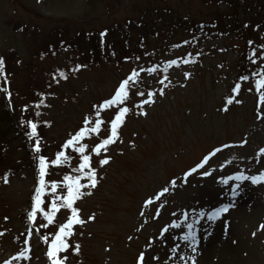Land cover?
<instances>
[{
    "label": "rangeland",
    "instance_id": "1",
    "mask_svg": "<svg viewBox=\"0 0 264 264\" xmlns=\"http://www.w3.org/2000/svg\"><path fill=\"white\" fill-rule=\"evenodd\" d=\"M261 45L264 0H0V57L5 61L0 74V264L13 256H17L13 264H51L46 255L49 245L40 237L47 235L51 242L72 212L57 199L67 190L53 192L49 185L66 182V175H77L75 169L81 162L72 146H59L69 132L81 126L85 115L92 114V105L108 98L132 69L139 73V80L130 99L117 108L102 110L105 123L100 135L81 141L90 151L109 134L106 125L118 108L129 107L119 139L104 153L112 157L110 163L101 168L99 158L92 154L98 186L82 188L85 194L73 203L86 221L73 226L75 235L70 239L71 244H80V252L69 250L61 256H67V264H136L138 253L151 251L148 245L155 244L156 249H167V260L175 264H191L192 256L198 264V244L193 245L195 252L187 246L180 248L184 260L173 256L167 245L175 246L178 241L183 246L181 237L192 231L213 249L221 244L216 232L220 241L228 238L235 247L238 242L227 237L228 221L222 218L230 213L246 217L234 230L249 232L257 254L254 259L264 264V229L259 227L264 224V181L253 184L233 178L222 182L237 173L264 172V155H258L264 147V119H258V112H264V106L258 107L255 88V81L262 77L253 75L264 71ZM169 60L177 64L169 65ZM150 68L158 74L146 71ZM185 73L190 75L185 77ZM242 75L249 80H240ZM235 83L241 84L238 95L231 93ZM161 89L163 96L158 94ZM148 92L157 93L155 103L136 107L148 98ZM230 95L242 103L234 99L223 111ZM4 112L18 125L2 118ZM26 120L38 124V155L47 157L48 165L58 150L69 157L67 162L48 166L51 173L45 181L50 180L49 188L42 196L43 211L37 212L34 221L27 219V213L38 184V159L35 138L20 134L21 127L30 131L23 123ZM22 138L25 146L20 143ZM216 148L221 151L205 165L211 175H200L205 169L185 175ZM79 174L81 183L87 184L83 173ZM161 186L169 187V192L151 205L144 204L147 194L160 191ZM54 199L58 209L49 222L44 212H51ZM221 204H229L228 211L208 219L207 213ZM92 215L95 219L89 220ZM173 222L183 231L171 227ZM188 224L193 225L191 230ZM163 227L169 228L172 241L160 236ZM28 228L33 231L28 241L30 259L26 258L29 253L19 257L20 250L28 246L24 243ZM160 253L157 249L156 254Z\"/></svg>",
    "mask_w": 264,
    "mask_h": 264
},
{
    "label": "snow or ice",
    "instance_id": "2",
    "mask_svg": "<svg viewBox=\"0 0 264 264\" xmlns=\"http://www.w3.org/2000/svg\"><path fill=\"white\" fill-rule=\"evenodd\" d=\"M104 33H101V36H103ZM187 43V41H185ZM252 41H249V44H252ZM262 49H264V45L260 46ZM257 53L255 49L253 50V55L255 56ZM264 55V53H262ZM125 59H128L127 57ZM139 59V57H137ZM187 62V61H185ZM254 63V61H253ZM169 65H175L177 64L176 60H169ZM5 61L3 57H0V74H3ZM81 67V66H78ZM140 71H145V69H141ZM146 71L152 72L155 71V69L150 68ZM60 76H62L64 79H67V76L63 73H59ZM185 77H188L190 73H185ZM253 75H258L262 78L257 79L255 81V88L256 92L259 93L257 104L258 107L264 106V91L261 89L264 88V71L260 73H253ZM5 76V80H6ZM167 79V77H165ZM240 80L247 81L249 80L248 75H242L239 77ZM139 80V73L135 70H131L130 75H126L125 78H122L116 86H114L113 93L110 94L108 98L102 99V101L97 102L96 104L92 105V114L85 115L82 119L81 126L78 127L77 130H74L73 132H69L67 134V139L62 142V144L59 146L61 149H66L69 146H72L76 152L80 154L81 162L80 165L75 171L78 173L75 176L66 175L64 177V180L67 183V194L63 196L62 199L64 201L63 206L66 208H70L72 215L67 218L65 223H62L59 226V231L55 234V238L51 241L49 244V247L46 251V255L49 258L51 264H67V256H61L62 252H68L69 250L79 253L80 252V244L76 243L75 245L70 243V239L73 235H75V232L73 230V226L76 224H84L86 223L85 220L81 219L79 216V209L76 207H73V203L75 200L81 198L85 193L81 191L82 188H96L99 184L98 179V171L96 167L92 166V154H95L96 157H98V164L102 168L106 165H108L112 159L111 156L105 155L104 153H107L108 146L114 144L120 136V126L124 123V119L126 115L129 113L130 109L127 106L119 107L118 111L115 113L114 117L110 119L109 125H110V132L106 137L101 139L98 143L95 144L94 147H92L89 151V146L87 144L81 143V141L85 138V136H91L92 134H96L97 136L100 135V130L102 125H104L105 121L101 118V112L105 109L113 108V106H119L121 104H124L125 101L130 99V93L132 91L133 86L138 82ZM163 83V81H161ZM241 90V84L235 83L234 86L231 88V93H234L236 95L239 94V91ZM250 92L252 91V88L248 89ZM160 96L164 95L163 89L160 90L158 93ZM11 94L9 93V96ZM137 95L140 97H144V92H137ZM157 95V93L148 92L147 93V99H141L139 104L136 105L138 108H142L145 105H151L155 103L154 96ZM234 96H228L226 98V104L223 107V111L228 110V105H231L234 101ZM41 104L44 103L43 100L40 102ZM235 103L240 104L242 101L239 99H235ZM39 105H37L38 107ZM24 111L28 110V105H24L23 108ZM141 115H147V112H141L139 113ZM37 116H39V113H36ZM258 119H264V112H258ZM29 128L30 131L27 133L30 139L35 138L34 142V150L37 154L41 152V141L38 133V124L34 122L33 120H26L23 121ZM45 124L48 122L45 121ZM247 140L242 141V144H246ZM134 146V145H133ZM223 147L227 148L230 147V145H223ZM221 148H216L213 151L209 152L208 155L203 156L202 160L199 163H196L194 167H191L190 171L185 173V175H191L192 173H196L199 169H205V165L209 163L210 157L215 156L216 153L220 152ZM258 155H264V147L259 149ZM102 157V158H100ZM38 159V184L34 189V196H33V204L31 206V211L27 213V219L29 221H34L35 217L37 215L38 211H43V208H41V205L44 204V201L42 199V196L44 194L45 189L47 188V183L45 181L46 175H48V158L44 155H38L35 157ZM69 160V157L65 154L63 150H58L55 153V158L51 160L52 165H60L62 162H67ZM85 169H88L87 171H84ZM79 173H83L84 178L87 180V184L81 183V175ZM200 175L202 176H209L211 173L208 170H204L200 172ZM235 179L237 181L240 180H250L253 184L259 183L261 181H264V172H260L259 175H252V176H245L243 173H237L235 177L229 176L226 179H224L222 182L227 184L228 180ZM8 182V178L5 177V183ZM171 185L174 187L176 184L175 180H172ZM58 185L55 181L51 183V189L53 192L56 191ZM239 185H236V188H238ZM236 188L232 189L233 195L236 194ZM169 192V187L161 186L160 191L153 192L150 194H147L146 199L144 200V204L151 205L154 203V201H159L166 193ZM88 195H91V192L87 193ZM57 199H54L51 203V212H44V216L51 222L52 220V213L56 212L58 209V203ZM47 207V205H45ZM163 207V205H161ZM230 205L229 204H221L220 207L215 208L213 211L207 213L208 219L214 220L218 217H220L221 213H225L228 211ZM182 214L187 217V212H182ZM141 216H144L145 213L141 212ZM160 215L159 210L156 212V218H158ZM175 215V213H173ZM201 217L205 215L203 211L199 213ZM7 219V217H5ZM89 220H94L95 216H89ZM42 227H47V224L42 225ZM143 227V225H141ZM171 227L181 229L180 224H177L173 222ZM188 229L191 230L193 225L188 224ZM261 229H264V224L259 226ZM183 231V229H181ZM36 233L39 234V229H36ZM168 233L169 235L165 236V234ZM0 235H3V233H0ZM33 231L32 228H28L27 235L25 237L24 243L25 245H28L29 239L32 237ZM255 235V233H253ZM160 236L164 237L165 240L172 241V236L169 233L168 227H163L160 230ZM44 240L45 243H48V236L45 235L43 237H40ZM128 239L131 241L133 239L132 236H129ZM181 239L186 242L187 246L191 248L192 252L196 251V248L193 246L196 242V236L195 233L192 231L184 233V235L181 237ZM163 243V241H161ZM149 249L151 251L145 252L141 251L138 253V257L136 260V264H164V261L161 259L160 255H157V249L155 247V244H149ZM180 245L175 244L174 247L171 248L173 256H176L179 260H184L183 255H179ZM30 252L31 247L28 245L27 247L23 248L19 252V257L25 258V253H29V255L26 257L27 259H30ZM164 256L168 255V250L165 249ZM17 259V256H13L11 260H4L3 264H13V261ZM191 260V264H196V257L192 256L189 258Z\"/></svg>",
    "mask_w": 264,
    "mask_h": 264
},
{
    "label": "bare ground",
    "instance_id": "3",
    "mask_svg": "<svg viewBox=\"0 0 264 264\" xmlns=\"http://www.w3.org/2000/svg\"><path fill=\"white\" fill-rule=\"evenodd\" d=\"M243 205H239L238 208H242ZM244 210V208H243ZM224 220L228 221V233L227 237H234L238 244L235 247H232L229 244V239L227 238L224 242L219 240V232H216L218 234L217 240L221 244H215L217 247L213 249V247H210L209 245L202 243V241L198 238H196V244L200 246V262L198 264H258L255 261V257L257 256L256 254V249L254 248V245H252L249 241V232L245 230L241 231H235L234 230V225L238 222L241 223L242 220L246 219V217L241 214L240 215H232L230 213L224 214L222 216ZM250 220V218H249ZM245 222V221H244ZM249 222V221H246ZM243 228V227H242ZM181 237V236H180ZM231 239V238H230ZM182 242H184L181 239ZM213 243V242H212ZM211 243V244H212ZM176 244H179L181 247L180 248H186L187 244L186 242L183 243V246L181 245V242L176 241ZM214 245V243L212 244ZM214 245V246H215ZM172 248L174 245H167ZM188 247V246H187ZM158 250L161 251L160 255L163 258H161L164 263H169V264H175L176 261L172 260H167V257L163 255L164 250L161 247L157 248ZM162 249V250H161ZM213 250V251H211ZM169 253V252H168ZM173 255V254H172ZM176 257V256H175Z\"/></svg>",
    "mask_w": 264,
    "mask_h": 264
},
{
    "label": "trees",
    "instance_id": "4",
    "mask_svg": "<svg viewBox=\"0 0 264 264\" xmlns=\"http://www.w3.org/2000/svg\"><path fill=\"white\" fill-rule=\"evenodd\" d=\"M91 52H94L93 53V55H92V57H95V55H96V53H95V51H94V49L93 50H91ZM126 57H128V56H126ZM138 57V56H137ZM156 71V70H155ZM114 108H117V106H113ZM105 110H109V109H105ZM5 116H6V119L11 123V124H13V125H15V126H17L18 124V122L17 121H14L13 119H11L9 116H8V114L6 113V112H4V115L3 116H1L2 118H5ZM106 128H107V130H109L110 131V125H109V123H107V125H106ZM24 129V130H23ZM22 129V127H21V132H20V134H26L27 135V133L29 132V130H27L26 128H23ZM20 143L23 145V146H25V144H26V140L24 139V138H22L21 140H20ZM27 143H28V141H27ZM30 157L32 156V154L30 153V155H29ZM37 156H38V154H37ZM31 160V159H30ZM32 165H33V162H32ZM79 165H80V163H79ZM78 165V166H79ZM49 166H55V165H49ZM75 166V165H74ZM51 172H49L48 171V175L50 174ZM53 174V173H52ZM51 174V175H52ZM47 175V176H48ZM48 182V184L50 183V180H48L47 181ZM67 183H69V182H65V183H63V184H57L58 185V187H57V189L56 190H61L62 191V194H64L63 193V191H66L67 190ZM50 187H51V184L49 185ZM47 188H49V187H47ZM46 190V189H45ZM44 194H45V191H44ZM50 197V196H49ZM52 197V196H51ZM59 201H62L61 199L59 200Z\"/></svg>",
    "mask_w": 264,
    "mask_h": 264
}]
</instances>
